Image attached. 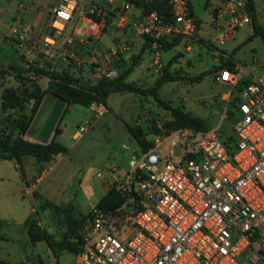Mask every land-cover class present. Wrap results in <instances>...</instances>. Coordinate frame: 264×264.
Wrapping results in <instances>:
<instances>
[{"label": "built area", "instance_id": "2783aa9c", "mask_svg": "<svg viewBox=\"0 0 264 264\" xmlns=\"http://www.w3.org/2000/svg\"><path fill=\"white\" fill-rule=\"evenodd\" d=\"M244 1L223 0L216 9L218 44L251 23ZM30 2L16 0V9L23 11ZM167 2L172 20L163 21L150 10L135 22L150 37L155 70L162 66L159 38L171 33L191 37L196 27L187 0ZM128 6L125 0L123 9ZM104 13L103 5L87 0H57L40 38L21 19L11 24L10 32L26 66L43 68L44 62L30 55L37 47L53 48L47 69L60 59L86 66L92 81L110 79L118 74L111 58L128 47L127 40L105 48L92 44L83 57L67 33L75 18L84 19L90 32L102 28ZM212 50L216 59L228 57L220 48ZM214 78L229 90L236 88L232 107L239 122L234 136L224 141L217 127L183 125L153 133L143 150L122 144L130 151L126 166L106 168L108 187L121 199L112 208L92 207L81 220L76 264H264V69L239 84V73L223 65ZM87 108L89 120L78 125L76 135L106 111L105 103L95 99Z\"/></svg>", "mask_w": 264, "mask_h": 264}, {"label": "rangeland", "instance_id": "374dc122", "mask_svg": "<svg viewBox=\"0 0 264 264\" xmlns=\"http://www.w3.org/2000/svg\"><path fill=\"white\" fill-rule=\"evenodd\" d=\"M205 1L191 0L200 24L198 29L200 39L209 41L212 46L218 49L225 48L231 53V59L240 70L251 66H256L258 72L264 69V46L260 37L251 35L245 40H239L241 34H245L248 30L250 23L238 27L235 30L234 38L226 39L222 44L212 40L214 29L209 23L213 22H210V10L209 6L205 5ZM5 5L6 1L0 0V8ZM263 5L264 0H255L256 15L264 28ZM4 38L6 35L3 40ZM8 40L14 44L13 37L9 36ZM232 43L234 46L230 48L229 45ZM6 50L10 53L14 52V49L9 46ZM2 51L3 47L0 45V53ZM199 53V59L190 56V66L181 65L183 72H187L189 75L196 74L213 64L212 55L206 45L200 47ZM163 55L164 52L161 53L162 57ZM2 60L0 55V101L2 91L10 86L13 78L19 79L17 86L20 89L30 90L28 85L33 84L31 79L22 74L33 71L32 64L22 65L19 68L20 76H16L12 72L13 77H11L8 67L2 63ZM62 65H64L62 61H57L56 67ZM46 66L45 62L43 68L49 70ZM174 69L178 70L179 66L172 68V70ZM136 72L143 73L144 76L141 79L146 76L147 80H150L135 81V85L147 89L154 84L157 72L155 73L152 66L149 65L147 53L142 54L140 63L134 67L128 75V79L133 78ZM208 80V76L204 75L201 80L202 86L208 87ZM36 84L41 90H45L48 87V78L42 79ZM179 89L178 85L167 82L158 88V94L172 97L174 101L178 102L181 95ZM30 104L31 100L29 99L21 100L24 112H28ZM229 104L217 101L214 96H208L204 98L203 103L195 105V109L197 114L204 117L207 125L218 128L221 137L234 136V130L239 122V114L236 111L229 113ZM105 105L106 111L95 118L80 135H76L78 125L85 123L90 117L87 105L77 103L65 105L54 125V127L60 128V132L55 133L53 127L51 136L62 143L66 147V151L56 153L49 161L38 163L37 166H31V168L26 161H23L22 165L27 175L29 171H32L30 175L25 177L23 168L21 167L20 171L13 158H0V255L17 260L21 252L20 248L23 247L27 253L33 256V258H28L25 264H76L74 253L58 251L62 253L55 261L45 249L43 241L28 245L23 237V224L26 217L34 212V218L39 226L48 231L55 239H60L66 229V217L79 218L83 216L108 188L107 166L110 164L126 166L130 151L123 149L121 145L137 146L127 126H139L144 138H151L155 132L152 129L153 126L161 129L157 132H162L165 130L161 127L162 121L170 118L169 111L159 105L147 92H112L107 96ZM25 108H27L26 111ZM223 113L225 116H222ZM18 114V106L5 110L0 108V129L8 131L11 121L17 118ZM135 130L137 131V128ZM23 137L27 140L37 141L27 133ZM42 169H44L42 177L33 187H30V182ZM97 172L100 175H97Z\"/></svg>", "mask_w": 264, "mask_h": 264}, {"label": "crops", "instance_id": "0c3cea01", "mask_svg": "<svg viewBox=\"0 0 264 264\" xmlns=\"http://www.w3.org/2000/svg\"><path fill=\"white\" fill-rule=\"evenodd\" d=\"M5 1H6L5 7L0 8V45L3 47V51L2 53H0V55L2 56V59H3L2 63L5 66H7L9 69L8 71L9 75L13 77V73L16 74V72L19 71V68L22 65L23 66H26V65L24 63L25 61L24 57L15 48V44H12V42L8 40L9 36L12 37V34L10 32L11 24L15 20L21 19V21H23L30 27L32 35L36 36L37 38H40L47 30L49 18L51 15V9L56 4L57 0H31V2L27 5L26 9L23 11H18L16 9V6H15L16 0H5ZM87 1L92 2V3H97V4L104 6L105 13L103 17H104L105 24L102 28L92 29V32H90V30H88V23L84 19L75 18V20L72 22L71 26L69 27L67 33L69 34V36L72 38V41L74 42L73 45H74L76 53L79 56L85 57L87 56L89 48L91 47L92 44H97L99 47L105 48V47L112 46L122 41L123 39H126L128 42V47L126 49L120 50L116 56H113L111 58V64L116 67L117 71H120L124 68H129V71L125 75L124 80L128 82H132L134 84H135V81L141 82V81L150 80V79L147 80L146 76L145 78L141 79L144 76L142 72H136L133 78L128 79V75L133 71L134 67L140 63L142 59V54L144 52L147 53L149 57V65L152 66V69L155 73L157 72L154 79H156V77L160 74V71L164 66H167L169 71L176 73L175 77L163 81V83L158 88H160L164 83L172 82L179 86L180 88L179 90L181 92L180 93L181 95L178 98V102L174 101L172 97L160 96L158 94V88L156 90L157 95L160 96L165 101H167L171 106L183 109L188 114L197 117L201 122L205 124H207L206 120H204L203 116H200L199 114H197L195 105H199L203 103L204 98L208 96H214L217 101L227 103L233 100L236 94V88L229 90L227 85L215 80L214 75L221 66L225 65L231 70L237 71L240 75L239 84L246 81L250 76H254L259 73L257 71L256 66H251L250 68H243L242 70H240L238 65H236V63L231 59V53L226 51L225 48H220V49L228 56L226 59H222V58L216 59L214 57L213 50H212L213 46L210 44V42L200 39V37L198 36V29H199L200 24L198 21V17L196 16L194 12L191 0H187V3H188L189 10L191 11V14L194 16L195 22H196L194 34L191 37L184 36L181 34V36L175 42H173V40L176 34L171 33V34L165 35L166 47L161 48L159 51L162 66L158 70L154 69V66L152 63V44L150 42V39L148 38L146 34L141 33L135 25L136 20L141 16L140 6L136 5L130 0H127L129 2V6L125 9H123L122 7V3L125 0H100V1L87 0ZM222 1L223 0H206L205 1V5L207 7L209 6L210 15H211L210 22H213L209 24L213 29H214L213 25L215 22L214 15H215L216 9L222 5ZM253 5H254V10H255V17H256V20L258 21V18L256 15V9H255V0H253ZM262 7L264 8V5ZM258 23L260 24L259 21ZM249 25L250 26L248 30L246 31L245 34H241L239 40H242V39L245 40L249 38L251 35H253L252 34V24L250 23ZM235 33L236 32L234 31V33L226 39H233L235 36ZM5 35H6V38H4L3 40V37ZM214 37H215V30H214V35L212 37V40H214ZM202 45H206L208 47L210 51V55H212L213 64L207 69L200 70L196 74L189 75L187 72H183L181 70V65L184 64L185 66H190V56H195L198 59L200 58L199 49L200 47H202ZM7 46L13 48L14 52L12 53L8 52L6 50ZM233 46H234V43L229 45L230 48H232ZM53 50H54L53 48L37 47V49H34L30 57L35 62L45 61L48 64V61H46L47 59L46 57L51 55ZM162 52H164L163 57L161 56ZM226 61H230L233 64L228 66L225 64ZM62 62L64 64L69 63L71 65L70 70L72 69L74 71V74L80 80L86 81L89 83L94 82L90 79L89 69L86 66H83L81 68V67L74 66L71 62H64V61ZM176 66H179V69L172 70V68H175ZM22 74H24L26 77L31 79L30 81L36 82V83H39L42 79H47L46 78L47 75L45 74L42 75L39 73V75L34 76V77L31 76L30 71H27L25 73L23 72ZM204 75L208 76V79H209L208 87L202 86L201 80ZM18 83H19V79L13 78V82L10 83V86L8 87H17ZM0 104H1V101H0ZM64 106L65 104L63 105V107ZM51 108H52V103H50L47 106V109L45 111V116L48 115ZM26 110L27 108H25V111ZM60 113L58 115V118L60 116ZM51 132L49 134V138L51 136ZM23 161H26L30 168L31 166H37L38 162L35 160L34 156L30 154H25L21 156L19 164L23 168V172L26 177L30 175L32 171H29V174L27 175L22 165ZM15 163L18 164L17 161H15ZM23 235L28 245L29 244L34 245V243L37 241H43L45 245V249L53 257L55 261L57 260V257L60 256L62 253L58 251L52 252V250L49 248V246L46 244L44 240H36V241L29 240L26 234V231H25L24 224H23ZM20 249H21V252L19 253V257L17 260L9 259L8 257L3 256V255H0V259L8 261L10 263H14V264H25L28 258H33V256L27 253L23 247H21Z\"/></svg>", "mask_w": 264, "mask_h": 264}, {"label": "trees", "instance_id": "16d2710c", "mask_svg": "<svg viewBox=\"0 0 264 264\" xmlns=\"http://www.w3.org/2000/svg\"><path fill=\"white\" fill-rule=\"evenodd\" d=\"M130 1L140 6V15H143L150 10H155L158 14H160L163 21H170L173 18L167 0ZM244 7L251 17L252 34L258 35L264 46V28L256 20L253 0H245ZM180 36V33H176L173 42L177 41ZM148 38L150 39L149 36ZM159 42L160 48L166 47L165 36L159 38ZM225 64L230 66L233 63L226 61ZM32 67L35 73L48 75V87L45 90H41L38 84L33 82L32 85H28L30 90H27V88L20 89L17 86L5 88L1 93L2 100L0 108L5 110L6 108L12 109L18 106L19 116L11 121V126L8 131H5L3 128L0 129V158H13L17 161L20 171L21 165L19 162L22 155L30 154L34 156L38 163H44L52 159L54 154L66 151V147L59 141L55 140L53 136H51L46 142L31 141L23 137L43 95L47 92L63 99L65 101V105L77 103L85 106L94 99L105 103L107 95L111 92H147V94H151L153 96L159 105L167 109L170 113V118L162 121L161 127L165 129L164 131L183 125L194 126L196 128L209 127V125L201 122L197 117L188 114L183 109L171 106L167 101L157 95L156 90L163 83V81L176 76V73L169 71L167 66H164L161 69L160 74L154 80V84L147 89L124 80L129 68H124L118 71L117 76L114 78H99L96 81L89 83L80 80L74 74V71L72 69L70 70L71 65L69 63L59 67H56L55 64L51 70L37 68L36 66ZM16 76H20L19 71L16 72ZM26 99L31 100V104L27 110L28 112H24V107L21 105V100ZM228 103H230L229 113H232L233 100ZM127 128L136 141L137 146L135 147L137 149L143 150L151 144V138H144L145 136L141 131V127L128 125ZM135 128H137V131ZM152 129L155 132L161 130L156 126H153ZM54 132H60V128L55 126ZM222 138L224 141H228L232 138V136L227 135ZM120 199V193H118L112 186H109L98 197L92 207L112 208L119 203ZM90 210L79 218L67 216L66 229L60 239H55L48 231L41 228L34 218V212H31V214L28 215L24 221L26 234L31 241L44 240L52 252L67 251L75 253L80 248V234L78 231L79 224L81 220L89 214ZM0 264L14 263L0 259Z\"/></svg>", "mask_w": 264, "mask_h": 264}, {"label": "water", "instance_id": "95a60500", "mask_svg": "<svg viewBox=\"0 0 264 264\" xmlns=\"http://www.w3.org/2000/svg\"><path fill=\"white\" fill-rule=\"evenodd\" d=\"M50 103H52V108L48 115L45 116V111ZM64 104L65 101L63 99L56 97L52 93H45L27 128V135L39 142H46Z\"/></svg>", "mask_w": 264, "mask_h": 264}]
</instances>
